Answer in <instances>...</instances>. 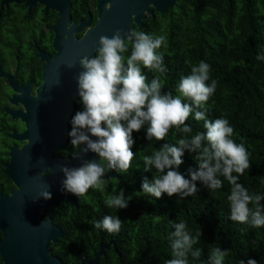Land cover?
Instances as JSON below:
<instances>
[{
  "label": "trees",
  "instance_id": "obj_1",
  "mask_svg": "<svg viewBox=\"0 0 264 264\" xmlns=\"http://www.w3.org/2000/svg\"><path fill=\"white\" fill-rule=\"evenodd\" d=\"M130 30L166 37V44L157 50L163 54L166 72L160 74L142 67L147 82L159 76L162 93L178 96L181 77L190 75L192 66L200 61L210 65L207 83L210 85L215 80L217 87L205 105L206 118L229 120L234 129L231 138L238 144L243 143L249 153L250 168L237 182L250 194L264 195V59H257L264 57V0H177L162 13L153 10L139 26L132 24ZM128 49L123 54L125 57L131 54L130 42ZM77 102L75 99L67 122L68 136L63 147L69 154L74 149L69 132L71 120L79 110ZM186 123L192 128L191 133L184 134L173 128L163 141H148L147 125L133 132L135 156L127 172H116L120 180H103L102 193L89 189L91 202L76 197V204L60 202L47 208V212L66 209V218L58 220L67 222L62 228L61 244L49 246L63 264H76L80 256H92L99 242L106 243L110 239L116 251L109 245L96 264H166L173 258V225L181 221L194 237L202 231L199 242L193 245V250H201V256L195 259L189 254V264H209L210 252L215 247L228 250L224 264H238L240 260L246 264L250 258L264 264V226L254 228L229 219L227 196L231 185L224 177H219L222 187L215 191H209L197 181L199 191L183 199L175 195L169 197L166 193L156 199L142 193L143 179L151 180L152 175H157L155 169L143 170V156L151 155L165 143L175 144L185 136L190 138L206 131L204 121H196L194 113ZM194 155L185 151L184 162L177 169L186 178H190L189 169L198 168ZM121 188L125 199L129 200L128 207L118 212L108 209L105 199L118 194ZM105 215L120 217L118 233L94 228L92 222L102 220ZM52 219L57 222L53 215Z\"/></svg>",
  "mask_w": 264,
  "mask_h": 264
},
{
  "label": "clouds",
  "instance_id": "obj_2",
  "mask_svg": "<svg viewBox=\"0 0 264 264\" xmlns=\"http://www.w3.org/2000/svg\"><path fill=\"white\" fill-rule=\"evenodd\" d=\"M129 42L131 54L125 57L123 54L128 52ZM98 43L95 55L84 56L79 61L83 70L77 77L78 96L83 110L73 116L69 136L70 144L78 150L74 152V158L82 159V163L79 167H60L64 176L62 190L77 198L85 196L89 189L103 192L105 173L127 172L131 167L135 156L133 132H139L147 125L148 141H163L173 128L188 134L192 128L186 121L194 113L196 121H204L206 131L190 138L185 136L175 144L165 143L151 155L143 156V170L152 172L155 169L157 175H152L151 180L143 179L142 193L156 199L165 193L183 199L199 191L197 181L209 191L220 189L223 182L219 177L222 176L231 185L227 196L229 219L254 228L264 226V204L261 203L264 195L250 194L237 182L238 177L250 168L247 149L243 143L238 144L231 138L234 129L228 119L206 118L205 105L217 87L215 80L210 85L207 83L210 65L200 61L192 66L191 74L181 77L179 95L173 96L171 92L162 93L159 76L149 83L142 72V67L160 74L166 72L163 54L157 51L166 44L165 36L153 37L134 30L122 34V30L117 29L111 38L101 36ZM181 97L190 103H185ZM185 151L195 154L193 159L198 165L196 170L189 169L190 178L177 170L184 162ZM89 152L95 153L99 160L83 159ZM40 198L50 200L52 194L45 190L39 194ZM128 204L122 188L118 194L105 199V206L117 212L126 209ZM92 224L110 234L118 233L121 219L118 215H105ZM173 227V258L166 264H189V254L199 259L201 250H193V245L199 242L202 231L194 237L183 221ZM227 254V249L213 248L209 264H224ZM238 264H245V261L240 260ZM246 264H257V261L250 258Z\"/></svg>",
  "mask_w": 264,
  "mask_h": 264
},
{
  "label": "water",
  "instance_id": "obj_3",
  "mask_svg": "<svg viewBox=\"0 0 264 264\" xmlns=\"http://www.w3.org/2000/svg\"><path fill=\"white\" fill-rule=\"evenodd\" d=\"M8 1L17 0H1L0 6ZM34 1L25 0V4L31 6ZM36 1L44 6V10L51 8L58 13L50 26L53 54L37 52L43 64L34 94L28 93L29 83L15 85L9 77L14 90L9 100L19 102L21 108L6 111L12 118H19L24 126L20 133L12 130L10 136L24 140V143L9 147L8 161L3 169L14 188L8 194L0 193L1 264H63L47 248L48 242H54L61 231L49 218L42 219L39 214L60 202L75 204L74 198L62 190L64 176L60 167H79L82 159H75L74 155L53 157L52 153L67 140V122L73 99L78 96L77 77L83 70L79 61L96 52L101 36L111 38L117 29L122 30V34L127 33L132 24L139 26L153 10L162 13L177 0H95L96 19L90 26L89 15L85 20L68 24L67 0ZM83 27L86 28L77 37L74 32ZM85 158L96 160L92 152ZM111 177L118 178L116 173H105L104 178ZM45 190L51 192L52 199H39V194ZM107 246L108 243L99 244L91 258L80 257L76 264H96Z\"/></svg>",
  "mask_w": 264,
  "mask_h": 264
},
{
  "label": "flooded vegetation",
  "instance_id": "obj_4",
  "mask_svg": "<svg viewBox=\"0 0 264 264\" xmlns=\"http://www.w3.org/2000/svg\"><path fill=\"white\" fill-rule=\"evenodd\" d=\"M67 1L69 3L68 24L70 22L76 23L80 20H85L88 15L90 16L89 26L94 23L96 19V11L94 8L96 3L95 0ZM57 16L58 13L56 10L51 8L44 10V6L36 0L31 6L25 4V0L8 1L7 4H3L2 7L0 6V174H2V176H0V193L3 194H8L10 190L14 188V184L3 172L4 165L8 161V149L11 145L19 147L24 143V140H16L10 136L12 130L15 133H20L24 126L19 118H12L6 111L7 109L21 108L19 102L12 103L9 100L14 93V90L9 83V77H12L11 82L15 85H25L26 83H29L28 93L34 94L35 87L40 82L41 66L43 64V61L40 60L37 52L42 51L49 56H52V31L50 26L54 23ZM85 28L86 27H83L81 31L74 32V34L77 37H80ZM75 99L78 100L76 104L80 111L81 103L79 102V96L73 99V105ZM64 145L57 151L53 152L52 156L61 158L71 157L74 155V152L78 151L77 149L71 148V153H66V150L63 149ZM92 154L96 157V160H99V157L95 153ZM107 173H116V171H108ZM116 175L118 178L111 177L102 179L104 181L109 179L120 180L119 175L117 173ZM100 193L102 192L100 191ZM95 194H98V192H95ZM70 195L74 198L76 204V197L72 194ZM90 197H92V192L88 191L85 196L79 198L83 202L86 200L91 202L93 199ZM47 208L48 207L39 214V217L42 219L49 218L50 221L58 226L61 231V235L57 237L54 242L50 241L47 244L49 253L57 256L51 252L49 246L54 245L55 247H58L61 244L60 238L63 236L62 228H65L67 222H58V220L60 218H66V209L62 208L61 211L58 209L48 211L57 219V222H54L52 215L47 212ZM1 236L0 232V238ZM107 243L108 246L111 245L112 249L116 251L112 239L106 243L99 242L98 246L99 244ZM94 252L95 251H93V253ZM116 253L119 254L118 252ZM91 257L92 256L87 258Z\"/></svg>",
  "mask_w": 264,
  "mask_h": 264
}]
</instances>
